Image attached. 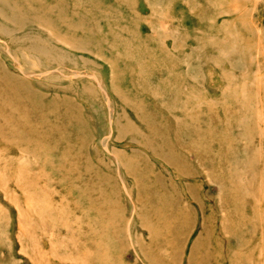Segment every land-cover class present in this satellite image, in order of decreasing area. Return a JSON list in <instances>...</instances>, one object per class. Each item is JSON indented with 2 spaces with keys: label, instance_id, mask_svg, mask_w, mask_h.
I'll return each instance as SVG.
<instances>
[{
  "label": "rangeland",
  "instance_id": "obj_1",
  "mask_svg": "<svg viewBox=\"0 0 264 264\" xmlns=\"http://www.w3.org/2000/svg\"><path fill=\"white\" fill-rule=\"evenodd\" d=\"M0 264H264V0H0Z\"/></svg>",
  "mask_w": 264,
  "mask_h": 264
}]
</instances>
